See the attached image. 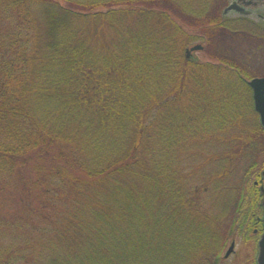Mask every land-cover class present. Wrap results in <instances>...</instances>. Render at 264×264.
Masks as SVG:
<instances>
[{"label": "trees", "instance_id": "1", "mask_svg": "<svg viewBox=\"0 0 264 264\" xmlns=\"http://www.w3.org/2000/svg\"><path fill=\"white\" fill-rule=\"evenodd\" d=\"M223 2L0 0V264H218L264 149L246 52L185 56Z\"/></svg>", "mask_w": 264, "mask_h": 264}, {"label": "rangeland", "instance_id": "2", "mask_svg": "<svg viewBox=\"0 0 264 264\" xmlns=\"http://www.w3.org/2000/svg\"><path fill=\"white\" fill-rule=\"evenodd\" d=\"M226 5L227 0H224L221 10H223ZM222 22L224 25L230 27L233 32L229 29L217 32L216 35L218 39L211 44L209 38L207 37V34L203 32L201 28H184V31L187 33V35L192 38L188 48L195 45L203 46L202 51L195 52L191 57L199 63H214L215 61L211 58L210 55L214 52L219 53L221 49H223L224 51L223 46L226 44L222 43L225 40L229 42V56H231L232 54V58L241 62L242 60L246 62V59L244 57L246 52L249 59L247 60V63L249 65V68L254 73V77H263L264 34L259 32L260 30L252 27V25L246 20V18L234 15V13H228L224 17V19H222ZM248 24H250V26ZM220 37H222L223 39H221ZM215 145L217 144H214V146ZM203 149L205 150V152L210 151L211 153H214L216 149L218 150V148L216 147L208 148V146ZM232 165L233 169L231 175L227 178L228 189L231 190L232 188H240L242 190L241 193L244 197V204L250 208H248L249 210L245 208L243 211V216L246 218L243 217V220V218L241 219L240 217L237 221V225L233 227L231 232H228L224 235L223 247L220 250L218 264H255V241L252 239V236H248V234L245 235L244 231L246 224L253 221L250 218L253 207L256 206L258 208L257 205L260 201V198H258V201L256 202H251L250 200V196L253 190L255 191L258 189L257 187H255V183L258 182L259 187L262 182V186H264V181H261L260 177V173L262 169H264V149L262 148L261 150L258 148L254 153L247 151L244 155L243 153L241 155H235L232 161ZM213 168L214 165L209 164L208 166H205V168L201 169H205L206 171H208ZM209 193L210 194H206L201 197L203 198L202 205L204 208L214 212L217 210V208L214 206V203L216 204L215 197L217 198L218 193L221 201L220 203H224V201L228 200L230 197L229 190H227L226 193L223 194L220 192V189ZM257 197H259V195H257ZM24 209L25 207L21 208L19 212L21 211L23 213ZM256 210L257 209H255V211ZM239 215H241V212ZM235 217L239 216L237 215ZM240 222H242V224ZM231 243H234V249L232 253H230L228 257L225 258L224 255Z\"/></svg>", "mask_w": 264, "mask_h": 264}, {"label": "flooded vegetation", "instance_id": "3", "mask_svg": "<svg viewBox=\"0 0 264 264\" xmlns=\"http://www.w3.org/2000/svg\"><path fill=\"white\" fill-rule=\"evenodd\" d=\"M232 3L239 8H242L245 14H240L236 11H230V13H234V15L246 18V20L252 25V27L260 30L259 32L264 34V0H228V5ZM250 24L248 25L250 26ZM255 184H257V182ZM256 187L259 188L258 195H261V191H260L261 187L260 186L258 187L257 185ZM257 206L258 208L255 206V209H257L256 211L255 209L251 211L250 218L253 221L251 223L246 224L244 231L245 235L248 234V236H252V239L255 241L256 257L258 252V242L262 237V235L264 234V219H263L264 208L261 204V201H259ZM256 257L254 259L255 264H256Z\"/></svg>", "mask_w": 264, "mask_h": 264}, {"label": "water", "instance_id": "4", "mask_svg": "<svg viewBox=\"0 0 264 264\" xmlns=\"http://www.w3.org/2000/svg\"><path fill=\"white\" fill-rule=\"evenodd\" d=\"M230 11H236L240 14H245L242 8L237 7L235 4L228 5L223 10V15L227 14ZM203 47L201 45H195L186 49L185 54L186 58L189 59L192 53L202 51ZM248 86L252 91V101H253V108L254 111L257 113L259 117V122L262 127H264V77L261 78H253L247 82ZM261 178L264 179V169L260 174ZM262 200L261 204L264 208V187L260 188ZM263 219H264V212H263ZM234 244L231 243L230 247L228 248L225 257H227L233 250ZM256 264H264V234L260 238L258 242V252L256 257Z\"/></svg>", "mask_w": 264, "mask_h": 264}]
</instances>
